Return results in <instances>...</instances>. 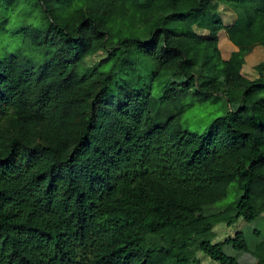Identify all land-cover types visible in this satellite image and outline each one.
<instances>
[{"label":"trees","instance_id":"1","mask_svg":"<svg viewBox=\"0 0 264 264\" xmlns=\"http://www.w3.org/2000/svg\"><path fill=\"white\" fill-rule=\"evenodd\" d=\"M258 45L264 0H0V264H264V238L212 242L264 213ZM219 94L204 133L182 128L189 97Z\"/></svg>","mask_w":264,"mask_h":264},{"label":"rangeland","instance_id":"2","mask_svg":"<svg viewBox=\"0 0 264 264\" xmlns=\"http://www.w3.org/2000/svg\"><path fill=\"white\" fill-rule=\"evenodd\" d=\"M218 13L224 22L228 25L235 20L234 11L226 5H220L218 7ZM39 24L41 19L37 21ZM198 34L203 33L202 30L196 28ZM218 48L223 59H227L229 55L235 50L227 39L225 31L220 30L218 39ZM36 50V49H35ZM38 57V56H36ZM106 57V51L101 50L94 55L88 56L85 59L87 65H92L99 60ZM264 60V50L261 45L256 46L253 50L245 56V63L241 69V73L248 79H254L258 76L255 65ZM189 103L188 108L181 118V126L183 129L193 131L197 133H204L209 124L217 116L222 115L227 109V105L224 100V96L219 95H197L189 97L187 99ZM236 183H232L228 189V192L222 199L214 204L215 208L222 209L227 204L235 201L238 194ZM237 230H241L249 246H252L258 240L264 238V213L253 221L247 222L242 218H239L232 226H226L224 223H218L214 226L215 236L212 242L222 241L227 237H232ZM225 251L227 254L236 257L239 261H243L245 264H256V262L249 255H245L242 252L236 251L231 246H226ZM200 263L199 264H216L207 255L201 251L196 252Z\"/></svg>","mask_w":264,"mask_h":264},{"label":"crops","instance_id":"3","mask_svg":"<svg viewBox=\"0 0 264 264\" xmlns=\"http://www.w3.org/2000/svg\"><path fill=\"white\" fill-rule=\"evenodd\" d=\"M231 23H232V22H231ZM231 23H230V24H231ZM228 25H229V24H228ZM218 39H219V35H218ZM230 43H231V42H230ZM231 45L234 46L232 43H231ZM234 48H235V50L237 49L235 46H234ZM254 48H255V47H254ZM248 54H249V53H248ZM248 54H247V55H248ZM247 55H246V56H247Z\"/></svg>","mask_w":264,"mask_h":264}]
</instances>
